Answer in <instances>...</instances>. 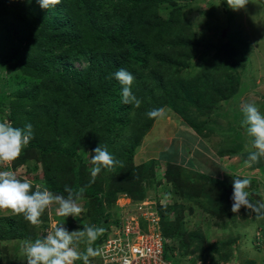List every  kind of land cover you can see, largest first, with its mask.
Segmentation results:
<instances>
[{
    "label": "trees",
    "instance_id": "1",
    "mask_svg": "<svg viewBox=\"0 0 264 264\" xmlns=\"http://www.w3.org/2000/svg\"><path fill=\"white\" fill-rule=\"evenodd\" d=\"M176 1L61 0L59 5L42 9L36 0H0V72H18L30 80L9 94V112L4 117L13 127L23 128L28 123L33 127V139L10 167L16 170L34 161L41 177L36 183L32 181L33 190L41 184L54 194L66 196V185L74 191L83 188L82 200L87 207L82 216L91 226L105 229L93 248L105 242L112 224L120 225L119 217H110L118 197L125 195L136 204L146 199L155 201L152 207L159 215L163 235L169 239L164 246L166 258L178 264V260L196 255L193 261L217 264L216 257L230 259L234 238L210 241L208 233L203 235L200 228L189 230L181 204L159 203L156 159L135 162L137 147L156 120L148 118L149 110L168 108L201 139L207 138L210 133L205 130L215 126L200 115L210 114L221 100H231L242 85L234 69L237 63L244 64L247 55L243 49L233 48V39L224 41L229 34L226 38L219 36V43L202 67L187 75L201 41ZM256 1L264 8V0ZM230 17L226 18L227 27ZM75 62L85 65L76 67ZM119 69L134 76L131 90L141 101L139 107L121 103L122 85L113 75ZM3 102L0 95V104ZM192 110L196 112L191 114ZM231 116L230 126L220 131L221 146L216 149L220 157L244 156L239 137L243 127L233 125L237 113ZM231 134L237 136L236 140L226 142ZM98 145L106 147L121 163L102 168L91 182L92 167L85 157ZM163 177L178 196H186L218 218H233L235 178L250 179L246 191L253 204L264 200L257 191L256 178L227 170L217 176L173 161L166 163ZM170 212L175 213L173 218ZM238 214L242 219L258 216L243 206ZM40 219L42 231L36 233L24 223L22 215H0V264H25L14 259L17 246L23 240L35 241L46 235V215ZM259 227L264 232V221ZM8 239L11 242H6ZM10 247L13 257L6 256Z\"/></svg>",
    "mask_w": 264,
    "mask_h": 264
},
{
    "label": "rangeland",
    "instance_id": "2",
    "mask_svg": "<svg viewBox=\"0 0 264 264\" xmlns=\"http://www.w3.org/2000/svg\"><path fill=\"white\" fill-rule=\"evenodd\" d=\"M175 4L176 6H183V14L188 18L195 31H197L198 38L201 41L198 50L189 63V73L187 75L196 73L202 67L201 63L211 56L214 47L219 43V36L226 38L229 34V38L224 39V41L233 39L235 43H232L233 48L237 50L243 49L247 55L244 64L239 66L237 63L234 69L235 76L239 77L242 85L239 87L240 91L238 89L237 93L230 98L231 100H221L213 106L210 114L207 116L200 115L201 119L215 126V129L205 130V133H210L207 138L202 137L201 139L178 114L165 108L166 110L168 109L166 118H157L155 120L151 129L137 147L135 162L138 164L150 158L156 159L154 172L159 177L157 178L159 183L156 185V196L160 197L159 203L168 201L181 204L184 216L186 215L184 219L185 224L189 230L200 228L203 235L208 233L210 241L234 238V242L231 244L232 258L228 261H222L221 264H264V250L260 248L264 245L262 243L259 244L256 240L261 238L260 232L262 230L259 226H262L264 218L251 215L249 218L242 219L238 213H233L232 220L226 217H215L213 211H205L204 208L195 202L187 200L186 196H178L173 191L174 188L163 177L166 163H172L173 161L193 171H212L217 176H221L222 170H227L231 174L256 178L258 183L257 191L264 199V158L260 159L259 166L255 164L258 167L254 171L245 166L244 160L248 155V151H254V149H251L252 138L246 134L245 128L241 129L242 134L239 136L243 142L241 154L244 153V156L220 157L216 153V149L221 146L219 141H221L222 132L220 133V131L223 128L226 129L227 125L230 126L233 112L237 113L236 122H233V125H237V128L241 127L243 119L241 107L243 104L255 103L261 113L264 114V8L256 0H248L243 9L236 11L228 7L226 0H177ZM176 6H173V8ZM229 16H231L230 24L227 27L226 18ZM74 65L82 67L85 65V62H75ZM22 82L30 83V80L19 76L18 72L7 74L0 72V95L4 98L3 104H0V122H8L6 117H4L9 112L7 97ZM195 110L190 111V113L194 114ZM236 135L231 134L226 138V142L236 140ZM192 138L197 139L195 142H192ZM199 142L201 144H198ZM93 154L91 150L86 153L85 161L89 167H93L90 163V157ZM171 157L175 158L171 159ZM25 166L28 170H26ZM25 166L13 170L9 165L0 164V170H13L21 180L28 178L33 183H36L37 178L41 177L40 168L36 170V165L32 160H29ZM78 203H80L85 211L87 207L86 202L80 200ZM153 203H155L154 200L146 199L140 205H145L142 206L143 208L151 209ZM115 205L117 207L113 209V216L110 219L114 218V216L119 217L118 222L120 225L116 226L115 223L112 224V229L107 230L108 238L114 237L115 234L118 236L119 230H125L128 221H130L127 219L139 208V204L134 203L125 195H120ZM56 208L53 204L43 214L47 218V226L44 228L46 234L50 231L51 224L54 221L64 223V226L69 231L79 230L84 226L92 225L87 217L82 216V213L74 218L71 216L64 218L57 215ZM189 208L193 210H189ZM11 214L13 213L7 210L0 211V215ZM174 215V212H170L169 216L173 218ZM23 221L26 225L33 227L36 233L42 231L41 223L32 225L24 218ZM87 246L86 239L82 240L78 245L79 250L82 252L86 250ZM98 247L97 245L94 248ZM10 248L6 256L13 257L12 247ZM16 251L18 255L14 259H19L26 264L22 245L17 246ZM174 253L177 254V250ZM195 256L191 255L185 260H178V264H200V261H193ZM216 258L217 264H220V259ZM173 262H176V260H173ZM90 264H101V258L99 256L90 258Z\"/></svg>",
    "mask_w": 264,
    "mask_h": 264
},
{
    "label": "clouds",
    "instance_id": "3",
    "mask_svg": "<svg viewBox=\"0 0 264 264\" xmlns=\"http://www.w3.org/2000/svg\"><path fill=\"white\" fill-rule=\"evenodd\" d=\"M31 2V0H29ZM42 9H48L61 3V0H36ZM229 8L236 11L243 9L248 0H226ZM116 80L122 85L121 103L132 104L139 107L141 101L133 94L131 85L134 76L125 69H119L114 74ZM243 119L241 127L251 137V149L244 160L246 167L259 163L264 158V114L255 103H245L241 107ZM146 115L149 119H163L167 116L165 108L149 110ZM33 139V127L30 123L23 128L13 127L10 122H0V164L11 165L21 155L22 150ZM247 148V145H246ZM90 157L92 181L102 168L111 169L121 163L110 154L106 147L98 145ZM122 166V164H121ZM250 179L235 178L232 182L231 211L238 213L243 206L251 212L264 218V200H257L255 204L249 199ZM63 194H54L47 187L37 184L33 190V183L28 178L21 180L13 170H0V211L7 210L15 215H22L32 225L41 223V216L53 204L57 205L56 213L60 217H77L83 211L78 201L83 199L84 189L74 191L65 186ZM103 227L84 226L82 229L69 231L64 223L52 222L50 231L42 238L35 241L22 242V249L26 257V264H75L82 260L83 264H90V258L100 256L102 250L93 248L92 245L104 233ZM257 242L264 245V232ZM87 242L85 251L79 250L82 240ZM260 248L264 249V246ZM232 255V254H231ZM232 257H230L231 259ZM222 261L225 260H220ZM228 261V260H227ZM220 263V264H221Z\"/></svg>",
    "mask_w": 264,
    "mask_h": 264
},
{
    "label": "built area",
    "instance_id": "4",
    "mask_svg": "<svg viewBox=\"0 0 264 264\" xmlns=\"http://www.w3.org/2000/svg\"><path fill=\"white\" fill-rule=\"evenodd\" d=\"M141 203L127 219L130 221L125 230H119L118 236L106 239L99 247L101 264H175L165 257L164 246L169 239L162 233L159 215L152 206L146 209Z\"/></svg>",
    "mask_w": 264,
    "mask_h": 264
},
{
    "label": "crops",
    "instance_id": "5",
    "mask_svg": "<svg viewBox=\"0 0 264 264\" xmlns=\"http://www.w3.org/2000/svg\"><path fill=\"white\" fill-rule=\"evenodd\" d=\"M253 171H254V169H253ZM264 250V249H263ZM249 261V260H248Z\"/></svg>",
    "mask_w": 264,
    "mask_h": 264
},
{
    "label": "water",
    "instance_id": "6",
    "mask_svg": "<svg viewBox=\"0 0 264 264\" xmlns=\"http://www.w3.org/2000/svg\"><path fill=\"white\" fill-rule=\"evenodd\" d=\"M224 35V34H223Z\"/></svg>",
    "mask_w": 264,
    "mask_h": 264
}]
</instances>
